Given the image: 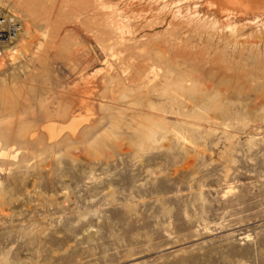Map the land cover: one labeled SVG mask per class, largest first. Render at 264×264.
<instances>
[{
	"label": "rangeland",
	"instance_id": "1",
	"mask_svg": "<svg viewBox=\"0 0 264 264\" xmlns=\"http://www.w3.org/2000/svg\"><path fill=\"white\" fill-rule=\"evenodd\" d=\"M209 1L0 0V264H264V1L235 30ZM153 63L196 83L181 112L138 87ZM64 107L89 121L50 143Z\"/></svg>",
	"mask_w": 264,
	"mask_h": 264
},
{
	"label": "bare ground",
	"instance_id": "2",
	"mask_svg": "<svg viewBox=\"0 0 264 264\" xmlns=\"http://www.w3.org/2000/svg\"><path fill=\"white\" fill-rule=\"evenodd\" d=\"M28 1V0H27ZM33 1V0H32ZM168 1V0H167ZM199 1V0H198ZM230 0H212V1H209L208 2V5L211 7V8H214L215 10H216V12L218 13L217 15H219V18L217 19L216 17H213V18H211L210 19V17H208L207 16V19L205 20V23H204V21H203V23L205 24V25H207V24H209L211 27H213V28H216L217 26H219V25H217V24H219V22L221 21V19H222V21L225 23V25L226 26H228L229 25V28H230V30L231 29H234V26H232V24L235 22V18H237V16H239L238 14H239V12L240 13H242V14H246V13H248V10H246V11H244V12H242L244 9L243 8H241V9H243L242 11H240V9L237 7V6H235V7H229V6H227L228 5V3H230L229 2ZM247 0H245V2H246ZM264 1V0H263ZM177 2V1H176ZM182 2H183V0H182ZM238 2H240V1H238ZM244 2V1H243ZM253 2V1H252ZM16 3V2H15ZM27 3V2H26ZM32 3V2H31ZM206 3H207V1H206ZM17 4H19V5H21L22 3L20 2V1H17V3H16V5ZM232 4V3H231ZM231 4H229V5H231ZM246 4H248V3H246ZM254 4V3H253ZM33 5V4H32ZM31 5V6H32ZM29 6L30 5H28V4H23V5H21V8H23V10H25L24 12H30L31 13V10L29 9ZM31 6H30V8H31ZM232 6V5H231ZM259 6V5H258ZM186 7H188V6H186ZM209 7V8H210ZM247 7V6H246ZM245 7V8H246ZM256 7V6H255ZM260 7V6H259ZM33 9V8H32ZM196 9V8H195ZM248 9V8H247ZM251 9V8H250ZM256 9V8H255ZM258 9V8H257ZM22 11V10H21ZM20 11V12H21ZM34 11H35V9H34ZM33 11V12H34ZM261 11V10H260ZM109 12V11H108ZM252 12V11H251ZM115 13V12H114ZM24 14V13H23ZM29 14V13H28ZM32 14V13H31ZM34 14V13H33ZM118 14V13H117ZM252 14H254L255 15V17L254 18H257V17H259V16H264V12H253ZM123 16V15H122ZM211 16V15H210ZM19 17V16H18ZM32 17V16H31ZM110 17V16H109ZM20 18V17H19ZM112 18V17H111ZM21 20V19H20ZM193 20V19H192ZM22 21V20H21ZM184 21V20H183ZM195 21V20H194ZM48 23V22H47ZM108 23V22H107ZM126 23V22H125ZM221 23V22H220ZM223 24V23H222ZM235 24V23H234ZM113 24L111 23V26H112ZM203 26V25H202ZM223 26V25H222ZM114 27H115V30L116 31H120L121 33H124V31L126 30L125 28V24H122V23H116V24H114ZM201 27V26H200ZM112 28H113V26H112ZM183 28V27H182ZM206 28H208V27H206ZM205 28V29H206ZM210 28V27H209ZM123 29H124V31H123ZM201 29V28H200ZM204 29V28H203ZM211 29V28H210ZM222 29V28H221ZM224 29V28H223ZM222 29V30H223ZM235 30V29H234ZM215 31H217V29L215 30ZM55 32V31H54ZM204 32V31H203ZM234 32V31H233ZM232 32V33H233ZM260 32V31H259ZM52 33V32H51ZM120 33V34H121ZM49 35V34H48ZM122 35V34H121ZM222 35V34H221ZM116 37V36H115ZM99 38V37H98ZM119 38V37H118ZM220 38V37H219ZM125 39V38H124ZM119 40V39H118ZM15 41V40H14ZM103 41V40H102ZM121 41V40H120ZM225 42V41H224ZM159 44V43H158ZM151 45V44H150ZM18 45L17 46H14V47H12L11 49H9L10 51H8V53H9V56H15L17 53H18ZM217 48V47H216ZM123 49V48H122ZM218 49V48H217ZM133 50V49H132ZM263 51V50H262ZM120 55V54H119ZM174 56V55H173ZM195 56V55H194ZM121 57V56H120ZM175 57V56H174ZM107 58V57H106ZM117 58H118V56H117ZM162 58V57H161ZM122 59V58H121ZM159 59H160V57H159ZM165 59V58H164ZM152 60L153 59H151L150 61H148V62H152ZM0 61H2V58H0ZM157 61V60H156ZM169 61V63H170V60H168ZM159 62V61H158ZM172 62V61H171ZM174 63V62H173ZM145 64V63H144ZM149 64V63H148ZM163 64H164V62H163ZM172 64V63H171ZM170 64V66L169 67H172V65ZM146 66H147V64H145ZM162 65V64H161ZM160 65V63H159V65H157V64H155V63H153V64H151L148 68H147V70L142 74V76H141V78H140V80H139V86L138 87H144V90H145V88L146 89H149L150 87H153L154 89L156 88V86L159 84L158 82L160 81V89H157L158 90V92L160 93H158L159 95L158 96H164L163 98H165L166 97V99H167V104H168V107L166 108V109H164L163 107V109L164 110H162L161 109V111H164L165 113H167V112H170V110H177V111H179V112H181V109H184L185 108V105H186V99H187V97L188 98H190V97H195V95L196 96H198L196 93L198 92V89H197V87H196V83L194 84L193 82H189V80H185V79H182V78H180V79H177V80H171V76H172V71H173V69L171 68V70L168 68V70H166L165 68H163L162 66ZM119 66H121V65H119ZM128 66H130V65H128ZM132 66V65H131ZM126 67V66H125ZM131 68V67H130ZM143 68V67H142ZM123 69V68H122ZM126 69H128L127 67H126ZM145 69V68H144ZM125 70V69H124ZM123 71V70H122ZM130 71H131V69H130ZM135 72H137V70L135 71ZM135 72H133L134 74H135ZM127 74V72H126V70L124 71V74ZM129 73V72H128ZM131 73V72H130ZM129 73V74H130ZM121 74H123V73H121ZM137 75H139V74H137ZM179 75V74H178ZM190 75V74H189ZM127 76H128V74H127ZM140 76V75H139ZM113 77V76H112ZM115 77V76H114ZM111 78V77H110ZM123 78V77H122ZM139 78V77H138ZM137 78V79H138ZM176 78V77H175ZM190 78V77H189ZM136 79V80H137ZM123 80H124V78H123ZM120 81H122V80H120ZM125 81V80H124ZM132 83H133V81L132 80H130ZM137 81H135V83H136ZM121 83H124V82H121ZM137 83V84H138ZM127 84V83H126ZM136 84V85H137ZM124 85V84H123ZM135 85V84H134ZM199 86V85H198ZM124 87H126V86H124ZM137 87V88H138ZM149 87V88H148ZM158 87V86H157ZM134 89H137V88H135V87H133ZM152 88V89H153ZM159 88V87H158ZM128 89H129V87H128ZM127 89V90H128ZM130 89H132V88H130ZM124 90V89H123ZM122 90V91H123ZM138 90V89H137ZM151 91H153V90H151ZM131 92V91H130ZM156 92V91H155ZM205 92V91H204ZM128 93V92H127ZM154 93V92H153ZM199 93L201 94V92L199 91ZM204 94V93H203ZM202 94V95H203ZM124 95V94H123ZM201 95V96H202ZM125 96V95H124ZM200 96V95H199ZM200 96V97H201ZM204 96H205V94H204ZM206 96H207V94H206ZM209 96V95H208ZM2 98H4V97H2ZM208 98V97H207ZM205 99V98H204ZM3 100H5V98L3 99ZM203 100V99H202ZM208 101V100H207ZM7 103V101L6 102H3V103H1V105H4V104H6ZM150 105V104H149ZM151 105H153V103H151ZM150 105V106H151ZM154 106V105H153ZM195 106H197V104L195 105ZM71 108V107H70ZM70 108L69 107H64L63 109H61V117L62 116H67V117H69L68 119L70 120L69 122H68V124H66L67 126H65V125H63V127H62V125L61 126H58L57 125V123L56 122H54V121H50L45 127H44V129H45V131H46V136H47V139H48V141H50V143H57V141H58V139H59V137L62 135V133H63V131H65V129H67L68 131V134H67V136L68 137H75L76 135H77V132L80 130V128L85 124V123H87L88 121H89V117H87V116H84V115H82V114H78V115H74V111H73V114H72V111L70 110ZM150 108H152V107H150ZM214 108V107H213ZM215 108L216 109H219V108H221L220 106H218V105H216L215 104ZM154 109H157V108H154ZM158 110V109H157ZM63 118H65V117H63ZM60 119V118H59ZM66 119V118H65ZM64 120V119H63ZM159 120V119H158ZM162 121V120H161ZM143 122V121H142ZM149 122V121H148ZM153 122H155V123H157V125L156 126H158V121L156 122L155 120L153 121ZM143 124V123H142ZM152 124V123H151ZM144 125V124H143ZM149 125V124H148ZM149 126H151V125H149ZM147 127V126H146ZM146 127H144V128H146ZM10 128V127H9ZM148 129H149V127H148ZM148 129H145V130H143V131H146V130H148ZM20 131V130H19ZM161 131V130H160ZM159 130H157V129H155V127H154V129H150V131L147 133L146 132V134H147V139L150 141V142H155V141H157L158 140V135H159V132H160ZM1 132V131H0ZM1 134V133H0ZM145 133H144V135H146ZM23 135L24 134H22V138H23ZM20 136V140L22 139L21 138V135L20 134H18V137ZM29 136V135H28ZM31 136V135H30ZM10 137V136H9ZM8 137V138H9ZM11 138H12V136H11ZM2 139L3 138H1L0 139V157H11V158H17V156H18V152H16V150H14V153H13V149L12 148H10L9 150H5V149H3V147H2V145H1V143H3L2 142ZM5 139H7V137L5 138ZM4 139V140H5ZM10 139V138H9ZM16 140H18V138H15ZM24 139V138H23ZM7 141V140H6ZM24 142L25 141H27L26 139L25 140H23ZM8 142H9V140H8ZM13 142H14V140H13ZM22 142V141H21ZM6 143V142H5Z\"/></svg>",
	"mask_w": 264,
	"mask_h": 264
},
{
	"label": "built area",
	"instance_id": "3",
	"mask_svg": "<svg viewBox=\"0 0 264 264\" xmlns=\"http://www.w3.org/2000/svg\"><path fill=\"white\" fill-rule=\"evenodd\" d=\"M22 25L15 13L0 11V47L13 43L21 32Z\"/></svg>",
	"mask_w": 264,
	"mask_h": 264
}]
</instances>
